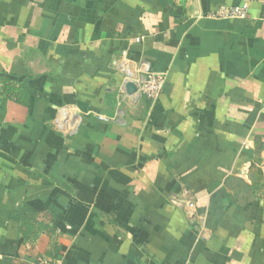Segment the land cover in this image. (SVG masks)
<instances>
[{"label": "crops", "instance_id": "0c3cea01", "mask_svg": "<svg viewBox=\"0 0 264 264\" xmlns=\"http://www.w3.org/2000/svg\"><path fill=\"white\" fill-rule=\"evenodd\" d=\"M261 12L0 0V264H264Z\"/></svg>", "mask_w": 264, "mask_h": 264}, {"label": "built area", "instance_id": "2783aa9c", "mask_svg": "<svg viewBox=\"0 0 264 264\" xmlns=\"http://www.w3.org/2000/svg\"><path fill=\"white\" fill-rule=\"evenodd\" d=\"M262 12H261V20L264 21V0H258ZM248 2H242L240 5L222 8L220 10L221 16L229 17V18H241L245 19L248 14ZM135 41H139V38H135ZM136 92L138 94L144 95L149 99H155L159 96L163 88V77L157 73H146L142 79L139 81L138 85L136 86ZM189 207H193V204L188 203ZM39 264H58L57 261L49 262L47 259L39 258Z\"/></svg>", "mask_w": 264, "mask_h": 264}, {"label": "trees", "instance_id": "16d2710c", "mask_svg": "<svg viewBox=\"0 0 264 264\" xmlns=\"http://www.w3.org/2000/svg\"><path fill=\"white\" fill-rule=\"evenodd\" d=\"M4 91H5V94H8V95H10L12 91H17V94L19 95L20 98L22 96H24V97L27 96V88H25L24 86H21V85H15L14 83H9L8 82L5 85ZM39 230H41V227L40 226H34V225L30 224V225H27L25 229L23 228V233L29 235L31 238H32V236H33V238H35L36 235L38 234V231ZM52 247L54 248V250L57 249L54 246V244L51 245V248ZM45 255L49 259H52L53 258V255H51V252L50 251L49 252L47 251L45 253Z\"/></svg>", "mask_w": 264, "mask_h": 264}, {"label": "water", "instance_id": "95a60500", "mask_svg": "<svg viewBox=\"0 0 264 264\" xmlns=\"http://www.w3.org/2000/svg\"><path fill=\"white\" fill-rule=\"evenodd\" d=\"M126 90H127L128 93L134 92L135 91V85L133 83H131V82H128L126 84Z\"/></svg>", "mask_w": 264, "mask_h": 264}]
</instances>
